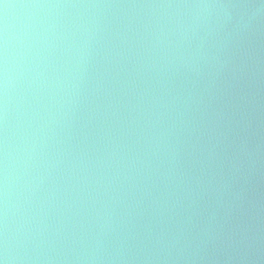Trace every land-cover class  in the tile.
<instances>
[{
  "label": "clouds",
  "instance_id": "obj_1",
  "mask_svg": "<svg viewBox=\"0 0 264 264\" xmlns=\"http://www.w3.org/2000/svg\"><path fill=\"white\" fill-rule=\"evenodd\" d=\"M0 6V264H264V0Z\"/></svg>",
  "mask_w": 264,
  "mask_h": 264
},
{
  "label": "water",
  "instance_id": "obj_2",
  "mask_svg": "<svg viewBox=\"0 0 264 264\" xmlns=\"http://www.w3.org/2000/svg\"><path fill=\"white\" fill-rule=\"evenodd\" d=\"M23 2V0H5V3L9 4H18ZM35 2H47V3H56V2H67V0H35ZM112 2H120V3H131V2H137V3H144V2H164V0H112ZM226 2V0H225ZM15 9L9 10V15L11 17L12 13H14ZM2 6H0V15H2Z\"/></svg>",
  "mask_w": 264,
  "mask_h": 264
}]
</instances>
